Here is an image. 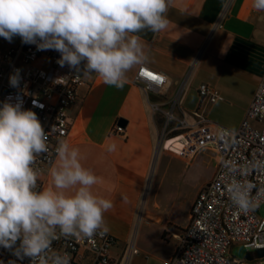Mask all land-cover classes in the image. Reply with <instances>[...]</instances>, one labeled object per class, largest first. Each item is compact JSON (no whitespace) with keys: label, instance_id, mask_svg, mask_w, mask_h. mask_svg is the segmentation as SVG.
I'll use <instances>...</instances> for the list:
<instances>
[{"label":"crops","instance_id":"crops-1","mask_svg":"<svg viewBox=\"0 0 264 264\" xmlns=\"http://www.w3.org/2000/svg\"><path fill=\"white\" fill-rule=\"evenodd\" d=\"M167 16L165 31L139 33L147 59L126 74L122 89L104 84L95 73L84 75L82 64L85 83L68 110L65 140L79 149L82 165L100 177L93 192L112 201L104 219L107 233L115 238L109 253L116 264L172 259L192 206L219 161L212 148L200 150L190 161L175 155L182 135L196 124L197 110L214 124L237 129L264 73V11L255 10L252 0H172ZM18 43L0 37V67L3 53ZM141 66L167 77L168 83L152 97L134 83ZM202 84L216 88L223 100L202 102ZM168 112L174 125L165 138L159 123ZM121 120L124 134L118 135L113 129ZM112 144L115 150L108 151ZM171 150L186 166L204 154L211 156L209 175L192 196L183 198L165 186ZM47 171L41 175V189L51 186Z\"/></svg>","mask_w":264,"mask_h":264},{"label":"clouds","instance_id":"clouds-1","mask_svg":"<svg viewBox=\"0 0 264 264\" xmlns=\"http://www.w3.org/2000/svg\"><path fill=\"white\" fill-rule=\"evenodd\" d=\"M172 0H0V37L9 43L19 36L38 51L60 53L64 67L95 73L104 84L122 89L126 74L146 59L139 33L165 31ZM252 7L264 11V0H252ZM19 69L9 77L18 88ZM115 144L108 151L115 150ZM48 135L37 114L10 98L0 106V247L14 249L19 259L31 264H70L67 254L52 252L60 236L93 238L109 228L104 214L112 201L95 194L101 182L81 163L79 149L65 139L55 147V162L48 169L51 186L38 188L43 174L34 167L40 154L48 153ZM252 167L264 168V161ZM235 166L226 185L231 203L248 213L264 197V188L253 196L256 185L237 179ZM246 176V170L240 169ZM19 241V246L17 245ZM15 264V262H10Z\"/></svg>","mask_w":264,"mask_h":264},{"label":"built area","instance_id":"built-area-1","mask_svg":"<svg viewBox=\"0 0 264 264\" xmlns=\"http://www.w3.org/2000/svg\"><path fill=\"white\" fill-rule=\"evenodd\" d=\"M19 43L2 55L0 67V106L10 98V102L22 101L23 108L34 111L48 135L49 152L37 157L34 167L44 174L55 162V147L58 140L68 135L70 123L68 110L78 99V89L84 85L81 71L61 67L57 60L60 53L55 50L38 51L35 45ZM19 69L18 88L10 86L9 77ZM134 83L142 87L147 96L158 91L167 83L162 73L141 66ZM202 102L222 101L220 92L207 84L198 88ZM194 115L197 122L193 128L182 135L181 145L175 155L190 161L205 148H212L218 155V166L211 181L206 184L192 206L190 222L180 238L174 256L164 264H260L256 261L257 250L264 249V217L258 213L264 205V197L259 198L257 206L248 213H242L231 203L226 193V185L233 174L229 166H235L237 179H247L256 185L253 196L264 188V168L252 167L257 161H264V73L254 97L247 109L246 117L237 129H229L210 122L201 111ZM167 126L173 121V114H166ZM251 122L256 123L253 126ZM183 126L188 124L182 123ZM113 132L124 134L119 123ZM246 170V176L240 174ZM42 174V175H43ZM41 176L38 188L41 185ZM115 238L106 233L93 238L63 237L53 241L51 251L67 254L70 264H116L109 249ZM242 244L254 258L252 261L239 260L229 254V249ZM19 246V241L17 245ZM14 249L0 247V264H31V258L19 259ZM134 254L137 250L132 251Z\"/></svg>","mask_w":264,"mask_h":264},{"label":"rangeland","instance_id":"rangeland-1","mask_svg":"<svg viewBox=\"0 0 264 264\" xmlns=\"http://www.w3.org/2000/svg\"><path fill=\"white\" fill-rule=\"evenodd\" d=\"M167 123L164 117L160 119V128L166 131L164 132L165 138L170 136L167 134V130L174 125V122H170L169 126H167ZM251 124L256 126L254 122H251ZM173 146L175 149L177 144L174 143ZM211 167L212 160L209 154L202 155L199 162L186 166L182 160L174 156L171 150L166 160L165 186L178 191L183 198L192 196L200 183L208 177ZM258 213L261 217H264V205L260 206ZM228 252L234 258L242 260L246 258L249 251L244 248L242 244H237L229 249ZM256 261L260 262V264H264V257L259 258L256 256Z\"/></svg>","mask_w":264,"mask_h":264},{"label":"water","instance_id":"water-1","mask_svg":"<svg viewBox=\"0 0 264 264\" xmlns=\"http://www.w3.org/2000/svg\"><path fill=\"white\" fill-rule=\"evenodd\" d=\"M120 125L124 126L125 124V121H120L119 122ZM256 256L259 257V258H263L264 257V249H260V250H257L256 252ZM254 258V255L252 252H248L247 255H246V259L249 260V261H252Z\"/></svg>","mask_w":264,"mask_h":264}]
</instances>
